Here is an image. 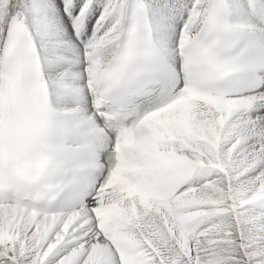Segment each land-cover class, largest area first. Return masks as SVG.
Listing matches in <instances>:
<instances>
[{
	"label": "snow or ice",
	"instance_id": "1",
	"mask_svg": "<svg viewBox=\"0 0 264 264\" xmlns=\"http://www.w3.org/2000/svg\"><path fill=\"white\" fill-rule=\"evenodd\" d=\"M23 123L73 186L0 194V264H264V0H0Z\"/></svg>",
	"mask_w": 264,
	"mask_h": 264
},
{
	"label": "clouds",
	"instance_id": "2",
	"mask_svg": "<svg viewBox=\"0 0 264 264\" xmlns=\"http://www.w3.org/2000/svg\"><path fill=\"white\" fill-rule=\"evenodd\" d=\"M52 132L50 142L60 139ZM69 173H54L45 137L37 126L23 123L0 128V194H12L33 203L53 202Z\"/></svg>",
	"mask_w": 264,
	"mask_h": 264
}]
</instances>
